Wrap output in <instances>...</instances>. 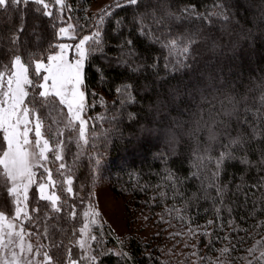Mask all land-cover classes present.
<instances>
[{
  "label": "trees",
  "instance_id": "obj_1",
  "mask_svg": "<svg viewBox=\"0 0 264 264\" xmlns=\"http://www.w3.org/2000/svg\"><path fill=\"white\" fill-rule=\"evenodd\" d=\"M94 2L95 0H67L71 10L62 14L64 23L59 26L72 21L74 25H84L82 29L77 28L81 35L90 34L95 30L99 14L104 11L103 9L99 12H91L90 5ZM152 2L153 0H149V3ZM222 2L232 5L235 19L239 21V23L227 25L232 30L231 37L223 35L225 25L222 20L213 17L215 23L205 22L195 18V13L191 20H177L170 25L173 31L169 35L199 33L197 42L193 45L189 67L182 74L172 73L169 76L162 68V57L167 54L166 50L161 49L159 45L150 44L144 38L137 37L141 59L151 64L155 56L160 65L159 76L164 77L163 81L158 79L151 70H145L136 75L127 67L117 66L116 61L121 55L119 48L116 47L117 34L111 24L107 25L105 53L109 59H105L104 55L98 53L85 66L84 87L87 104L95 105L86 114L88 118L104 114L111 116L120 110L122 115L118 128L108 121L90 122L87 134L89 144L86 145L84 157L77 156L74 143L69 142L71 133L67 131L60 137L68 142L63 162L66 164L67 174H71L74 178L73 188L76 195L69 197L60 188H54V191L62 198L68 199L75 213L69 223L62 222L65 230L56 236L57 241H62L61 247L51 250L50 254L54 260L58 261V264H67L69 256L73 260L80 261V264H87L84 251L76 246L81 236L80 229L88 220L84 215L86 212L99 214L96 217L101 224L91 225L92 235L97 236L98 239L102 238L103 249H111L115 253L113 249L118 247V240L104 221L97 205L96 189L102 179H108L112 192L125 200L129 223L140 219L165 229L168 227L163 224V220H168L169 226L192 223L188 229L195 228L198 248L207 257H223L230 263L240 264V259L248 257L249 248L258 247V242L259 245L264 244V227H260L261 222H264V211H261L264 204L259 202L260 197L264 196V189L251 190L255 193L254 199L257 201L255 211H253L252 199L245 208L242 207L243 198L233 195L235 185L241 183L240 176H244L249 184L254 183L258 177L264 176V171L257 170L260 166V151L264 149V143L253 141L245 146L243 152L235 153L238 157L247 155L251 161L250 165H243L239 160L227 161L225 164L221 180L225 183L231 180L225 197L227 206H233L235 201L231 215L227 212H220L218 215L213 209L211 200L206 201L199 194L198 180L190 179L184 184V198H181L162 178L169 169L181 178L190 177L194 170L191 166V157L196 140L200 139L204 147L208 146L205 143L207 132L198 128L197 121L201 114L205 120L208 119L207 110L211 105L201 100L200 93L193 90L195 85L206 88L204 95L209 99L214 91L217 95L220 92H227L237 98L246 96L249 101L259 96L255 88L260 79L264 78V21L252 19L256 9L248 8L246 0H222ZM169 3L174 12L185 5L194 8L197 13L217 10L213 0H169ZM34 7L29 5L25 10L24 31L19 34L18 54L21 55L22 62L28 59L30 53L33 56L29 65L30 74L34 71L36 58L44 59L48 54L49 44L54 45L62 41L55 35L58 28L53 29L49 26L52 18L37 14L33 11ZM58 7L53 4L54 15L57 14ZM120 14L126 18L125 24L130 30L132 28L131 9H122ZM11 16L12 19L9 21L3 13H0V37H3L0 39V63H3L10 71H12L11 62L14 59L12 52L9 51L13 48L10 37L20 24L19 15L16 12H12ZM241 29L246 31L242 32ZM249 31L251 34L247 35ZM33 32L35 36L31 35ZM214 41L218 42L215 48ZM101 69L103 74L98 78V71ZM208 76L214 78L212 88H207L203 83ZM6 78L7 73L5 81ZM101 80L104 81L103 84ZM124 83L135 85L139 103L126 105L121 110L117 103L121 98L114 92V88ZM145 85H151V87L145 91ZM172 88L179 89V95L170 96L169 89ZM127 112L137 114L143 130H138L140 126L134 125L127 119ZM220 119L230 121L233 137L237 131H244L245 134L250 132L246 126L238 124L235 116L231 118L221 116ZM251 119L249 115V120ZM52 121H54L53 116L45 121L46 127ZM53 126L60 129L57 125ZM92 127L96 128L94 139L91 133ZM101 133H107V135H101ZM258 139L264 140V138ZM221 142L227 143V139L222 138ZM0 145L3 146V150L6 149L2 132H0ZM51 146L53 147L52 144ZM93 157L100 159L101 163L96 165ZM49 158L52 159L51 153ZM165 159L167 165H165ZM58 163L53 162L48 167L52 169L53 177L62 181L66 177L58 175L56 171ZM0 170H2L1 166ZM41 172L38 170V178ZM158 173L161 175H157ZM193 194H197L200 198H195ZM36 198V188L33 186L29 191L27 206L29 214L33 216L37 215L31 212V209L37 205ZM39 204L43 206L45 202L39 201ZM215 207L220 209L221 205L217 204ZM0 208L5 210L6 215H14V212L9 213L13 205L10 204L3 186H0ZM185 209L187 211H184ZM166 213L171 215L170 219L166 217ZM208 221H212V224L208 225ZM22 225L27 229L26 235L34 233V235H27L34 246L51 243L41 235L42 226H29L27 221ZM178 236L177 234L175 239ZM124 244L132 256V264H170L162 260L158 253L155 257H151L148 246L134 239ZM225 248L229 251L222 255L221 250ZM92 249L94 251L96 249L95 241H92ZM118 260V256L108 255L102 257L98 264H117ZM121 264H127V262H121Z\"/></svg>",
  "mask_w": 264,
  "mask_h": 264
},
{
  "label": "snow or ice",
  "instance_id": "obj_2",
  "mask_svg": "<svg viewBox=\"0 0 264 264\" xmlns=\"http://www.w3.org/2000/svg\"><path fill=\"white\" fill-rule=\"evenodd\" d=\"M53 4L59 6L56 15L53 14ZM246 4L248 8L256 9V14L252 16L254 21H264V0H246ZM29 5L35 6L33 11L37 14L52 18L49 26L53 29L58 28L55 33L56 36H68L72 30L74 34L70 38L78 39V42L74 44H49L48 54L44 59L36 58L34 71L31 74L29 73V65L33 58L32 54L30 53L24 62H22L21 55L18 54L19 34L24 31L25 10ZM213 5L217 7V10L212 12L197 13L194 8H190L188 5L174 12L169 0H153L152 3H149V0H115L112 5L99 14L95 30L91 31L90 34L81 35L77 28L82 29L84 25L68 23L67 27L59 26L64 23L62 14L65 10H71L67 0H0V13H3L10 21L12 19L11 13L16 12L20 19V24L10 37L13 48L9 49L14 56L10 68H14L16 71H10L8 67L0 63V132L3 133V141L7 143V150H3V146L0 145V152H2L0 155V166H2L0 186L5 187L9 202L13 205V208L9 209V213L14 212V215H6L5 210L0 208V264H58V261L54 260L50 253L53 248H60L62 245V241L56 240L57 234L65 230L62 222L69 223L74 218L75 213L72 211V205L69 204L68 199L62 198L56 191L48 193L46 189L58 187L69 197H75L76 193L73 188V176L71 174L66 175L64 172L66 164L63 161L68 142L60 139L62 130L53 126H58L62 121H52L47 127L44 125L45 121L60 113V106H64L67 108L69 117L66 128L69 131L78 132L79 139L85 145L89 144V139H86V128L90 126V122L108 121L114 127H119L120 116L122 115L120 110L111 116L104 114L85 118L87 111L95 106L86 103L85 66L98 53L104 55L105 59H109L105 53L107 25L111 24L112 29L117 34L116 47L119 48L121 55L116 61V65L127 67L131 73L136 75L145 70H151L158 79L163 81L164 77L159 76L158 68L160 65L157 58L154 56L151 64L141 59L137 37L144 38L150 44L159 45L161 49L166 50L167 54L162 57V68L169 76L172 73L182 74L189 67L193 45L196 44L199 33L197 32L195 35L192 33L169 35L173 31L170 25L174 21L191 20L194 18L193 13H195V18L205 22L215 23L212 19L215 17L223 21L225 25L223 35L227 37L232 36V30L227 25L239 23L235 19V13L232 12L230 3L225 4L222 0H213ZM126 8L131 9L132 12L130 21L132 28L130 30L125 24L126 18L120 14V10ZM241 31L245 32L246 30L241 29ZM250 34V31L247 32V35ZM31 35L35 36V33L33 32ZM217 43L216 41L213 42L214 48ZM70 49L74 50L72 59L68 56ZM42 72L45 74L42 75ZM6 73L7 80L5 83ZM102 74L103 70L101 69L98 71V78ZM213 79L211 76L205 78L203 83L207 88L213 87ZM101 83L103 84L104 81L101 80ZM184 86L187 87V85ZM149 87L151 85H145L144 90L147 91ZM193 90L200 93L202 101L211 105L207 110L208 119L205 120L201 114L197 121L198 128L207 132L205 143L208 146L204 147L200 139L196 140V146L192 149L193 155L191 157V166L194 170L190 177L181 178L169 169L162 175V178L181 198H184V184L190 179L198 180L199 194L204 200H211L213 209L218 215L220 212H227L231 215L235 201H233V206L225 204L228 184H231V180L225 183L221 180V175L227 161L239 160L243 165H250L251 161L247 155L238 157L235 153L243 152L245 146L253 141L264 143V140L258 139L264 138V78L260 79L255 88L259 96L251 101L246 96L237 98L227 92H220L217 95L215 91L209 99L204 95L206 88L199 85H195ZM114 92L121 98L117 102L121 110L126 105L139 103L133 83H124L115 87ZM169 94L170 96L179 95V89H169ZM249 115L252 117L251 120H249ZM221 116L228 118L235 116L238 124L246 126L250 132L245 134L244 131H237L233 137L230 121L220 119ZM30 117H34L32 126H30ZM126 117L134 125L140 126L138 130H143V125H140L136 113L127 112ZM29 132H34L35 144L39 149L35 155L40 163L36 166L30 163L31 154L24 150V146L29 144ZM91 133L94 139L95 127L91 128ZM101 135H107V133H101ZM222 138H226L227 143L221 142ZM50 144L53 147L50 148ZM46 153L52 154L51 160ZM93 160L96 165L101 163V160L95 157ZM53 162H59L56 171L59 176L66 177L62 181L56 180L53 177L52 169L48 167ZM164 162L167 165L166 159ZM259 164L257 170L264 171V149L260 151ZM36 168L43 169L39 178ZM157 175L161 174L158 173ZM239 178L241 183L235 185L233 195L243 198L242 207L245 208H247L249 200L252 199L253 211H255L257 201L254 199L255 193L251 190L264 189V176L258 177L251 184L245 181L244 176ZM33 186L36 188L37 205L31 209V212L37 213L35 216L26 211L29 202V190ZM193 196L197 199L200 198L197 194H193ZM39 201H44L45 204L41 206ZM259 202L264 204V196L260 197ZM217 204L221 205L220 209L215 207ZM261 211H264V208ZM84 215L87 217L89 213L86 212ZM92 215L98 216L99 214L92 213ZM24 220L29 226H42L41 235L51 243L35 246L27 243V229L20 224L13 223V221ZM5 221L7 224L4 223ZM91 223L95 224L96 220H92ZM207 223L211 225L212 221ZM88 227V224H84L80 232L83 233ZM260 227H264V222H261ZM13 229L18 230L13 231ZM27 235H34V233ZM88 240L96 242V249L94 251L91 244L84 249L89 253L84 257L87 264H98L102 257L108 255L118 256L117 264H121V262L132 264L130 253L122 250L119 253H113L111 249H103L102 238L98 239L95 235L89 234ZM86 243V241H81L80 247L84 248ZM228 251L227 248L222 249L221 254L225 255ZM247 251L249 254L247 264H264V250H260L259 242L258 247L249 248ZM34 257H41V259ZM67 264H80V261L73 260L69 256ZM208 264H213V262L209 260Z\"/></svg>",
  "mask_w": 264,
  "mask_h": 264
},
{
  "label": "rangeland",
  "instance_id": "obj_3",
  "mask_svg": "<svg viewBox=\"0 0 264 264\" xmlns=\"http://www.w3.org/2000/svg\"><path fill=\"white\" fill-rule=\"evenodd\" d=\"M114 2L115 0H95V2L90 5V8L92 9L91 12L102 11L103 9L112 5ZM66 11L68 10H65V12ZM68 23L73 24L72 21H68L63 26L67 27ZM73 34H74L73 31L70 30L68 36H59V38L62 40L59 43L74 44L78 42V39L73 40L70 38ZM68 56L70 59L74 57L73 49L69 50ZM44 62L47 63L46 60H44ZM12 71H16V69L12 68ZM42 74L45 73L42 72ZM85 99L87 103V94ZM53 118L54 121L55 120L62 121L58 125L60 127V130H62V135L67 131L71 133L70 137L68 138L69 142L71 141L74 143L77 156L84 157V154L86 153V145L83 143L82 140L79 139L78 132L69 131L66 128L67 120L69 119L67 115V108L64 106H60V113L57 115H53ZM85 118L86 119L88 118L87 114L85 115ZM29 119L31 122L30 126H32L34 124V117H30ZM73 123H75V121H73ZM44 126L46 127V125ZM88 127L86 128V139L88 134ZM22 128L23 125L21 126V130ZM35 140L36 137L34 135V132H29V144L24 146V150L31 154L30 163L33 166H36L40 163V161L36 159V155H35L39 151L38 147L35 144ZM77 144H79V147H77ZM49 147L50 148L52 147L51 144L49 145ZM5 150H7V143ZM49 154L50 153H46V155ZM38 170L43 171L42 168H36L37 174H38ZM66 171L67 169L65 168L64 170L65 174H67ZM46 191L48 193H51L52 191H54V188L50 187L46 189ZM96 197H97V205L99 212L101 213L104 221L111 228L113 234L118 240V244H119L118 247H115L113 249L115 253H119L121 250L126 253H129L124 243H127L131 239H134L136 242L148 246V253L151 255V257L152 256L155 257V255H157L158 253L161 256L162 260H165V262H169L170 264H208L209 260L212 261L214 264H235L234 262L230 263L226 261L223 257H217V256H214L212 258L207 257V255H205L198 248V237L196 235L197 231L195 230V228L188 229L192 225V223H188L183 226H180L178 224H173L172 226H169L167 225L169 221L163 220V224L168 227L167 229H165L164 227H160L157 224H151L146 220H140V219L137 221H133L132 223H129L125 200L119 196H116L112 192L108 179H102L99 181L96 189ZM26 211H29L28 207L26 208ZM166 217L170 219L171 215H168L166 213ZM85 218H88L85 224H88L89 227L87 230L81 233L80 238L77 240L76 246L81 250H83L84 255L87 256L89 253H87L84 249L87 248L89 244H91L92 246V241L88 240L89 234L92 235L91 225L93 223H91V221L96 220V223L99 224H101V222L98 220V217L92 215V212H90L89 215ZM25 221L26 220L13 221V223H17L23 226L22 224ZM4 223L7 224V221H5ZM17 230L18 229H13V231H17ZM177 234L179 235L178 236L179 239L178 238L175 239V237H177ZM81 241L87 242L84 248L80 247ZM26 242L32 244L28 239L27 235H26ZM260 250H264V244H260ZM34 258L37 259V257ZM247 258L248 257L240 259L239 263L247 264Z\"/></svg>",
  "mask_w": 264,
  "mask_h": 264
}]
</instances>
